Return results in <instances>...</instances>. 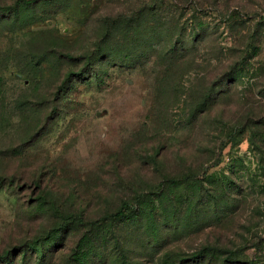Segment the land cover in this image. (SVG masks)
Here are the masks:
<instances>
[{
    "label": "rangeland",
    "instance_id": "obj_1",
    "mask_svg": "<svg viewBox=\"0 0 264 264\" xmlns=\"http://www.w3.org/2000/svg\"><path fill=\"white\" fill-rule=\"evenodd\" d=\"M0 264H264V0H0Z\"/></svg>",
    "mask_w": 264,
    "mask_h": 264
},
{
    "label": "trees",
    "instance_id": "obj_2",
    "mask_svg": "<svg viewBox=\"0 0 264 264\" xmlns=\"http://www.w3.org/2000/svg\"><path fill=\"white\" fill-rule=\"evenodd\" d=\"M123 213H124V211L122 209H119L115 215H117V216H123Z\"/></svg>",
    "mask_w": 264,
    "mask_h": 264
}]
</instances>
